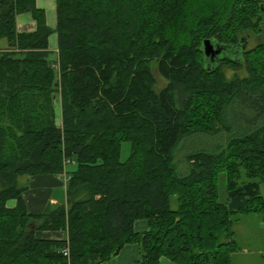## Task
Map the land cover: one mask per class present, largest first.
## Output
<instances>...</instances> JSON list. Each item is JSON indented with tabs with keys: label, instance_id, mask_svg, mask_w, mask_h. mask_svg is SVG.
<instances>
[{
	"label": "trees",
	"instance_id": "1",
	"mask_svg": "<svg viewBox=\"0 0 264 264\" xmlns=\"http://www.w3.org/2000/svg\"><path fill=\"white\" fill-rule=\"evenodd\" d=\"M54 11L50 29L34 0H0V264H99L126 244L133 264H230L235 215L264 216V43L238 52L264 39V4L54 0ZM22 13L32 32L16 31ZM203 40L229 56L206 68ZM222 64L245 75L226 79ZM64 172V203L28 213L27 180Z\"/></svg>",
	"mask_w": 264,
	"mask_h": 264
},
{
	"label": "crops",
	"instance_id": "2",
	"mask_svg": "<svg viewBox=\"0 0 264 264\" xmlns=\"http://www.w3.org/2000/svg\"><path fill=\"white\" fill-rule=\"evenodd\" d=\"M35 7L44 13L45 24L48 28L53 29L55 25L54 0H34ZM15 28L17 32H32L35 23L27 13H22L15 18ZM48 49L55 52L56 41L55 34L52 33L47 39ZM55 116V113H54ZM66 174L58 175H37L30 177L26 182V189L21 194L22 201L28 213L40 214L44 210L52 209L59 206L65 201L64 185ZM13 202H8L12 206ZM143 229L142 222L134 224V231L140 232ZM39 238L50 240L64 239L62 232H38ZM245 251H243V255ZM139 256L136 244H126L108 260L99 264H133Z\"/></svg>",
	"mask_w": 264,
	"mask_h": 264
},
{
	"label": "rangeland",
	"instance_id": "3",
	"mask_svg": "<svg viewBox=\"0 0 264 264\" xmlns=\"http://www.w3.org/2000/svg\"><path fill=\"white\" fill-rule=\"evenodd\" d=\"M264 4V0H259ZM264 43L262 38L249 37V42L245 45V50L249 51L253 49L258 43ZM5 43L0 41V47L4 46ZM254 60V59H253ZM253 63H257V60ZM221 69L225 71V78L231 79L234 76L241 78L245 75L243 65L238 66L239 68H230L226 65H220ZM227 67V68H226ZM150 73L154 78L153 89L155 92L159 91L165 86V81L157 74L153 63L151 64ZM54 113H55V124H59V102L56 98L53 102ZM233 124H238L234 122ZM208 146L213 147L214 143L206 142ZM197 146V145H193ZM129 152V146L126 142H123L120 146L119 160L125 161ZM73 169V165L66 164L65 172H69ZM24 177L18 179V183L23 185ZM259 193L264 198V183L259 186ZM235 223L232 227L234 232V240L237 248L239 249L235 254L232 255L230 264H264V216L251 215V214H236ZM243 251L245 254L243 255ZM158 264H171V262L161 257Z\"/></svg>",
	"mask_w": 264,
	"mask_h": 264
},
{
	"label": "water",
	"instance_id": "4",
	"mask_svg": "<svg viewBox=\"0 0 264 264\" xmlns=\"http://www.w3.org/2000/svg\"><path fill=\"white\" fill-rule=\"evenodd\" d=\"M245 42L239 44L238 49L243 52L245 48ZM229 47L220 45L211 40H203L200 45V52L202 54V60L206 68H214L217 61L229 56ZM235 53L237 51L235 50Z\"/></svg>",
	"mask_w": 264,
	"mask_h": 264
},
{
	"label": "flooded vegetation",
	"instance_id": "5",
	"mask_svg": "<svg viewBox=\"0 0 264 264\" xmlns=\"http://www.w3.org/2000/svg\"><path fill=\"white\" fill-rule=\"evenodd\" d=\"M245 42V44H246V46H247V43L249 42V40H247V41H244ZM246 48V47H245ZM245 48H244V50H245Z\"/></svg>",
	"mask_w": 264,
	"mask_h": 264
}]
</instances>
